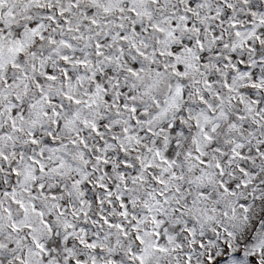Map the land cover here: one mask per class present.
I'll return each mask as SVG.
<instances>
[{
  "label": "snow or ice",
  "instance_id": "6c2138e0",
  "mask_svg": "<svg viewBox=\"0 0 264 264\" xmlns=\"http://www.w3.org/2000/svg\"><path fill=\"white\" fill-rule=\"evenodd\" d=\"M0 264H264V0H0Z\"/></svg>",
  "mask_w": 264,
  "mask_h": 264
}]
</instances>
